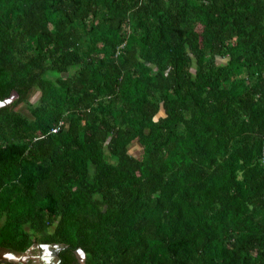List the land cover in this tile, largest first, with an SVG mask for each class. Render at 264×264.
<instances>
[{"label": "trees", "instance_id": "trees-1", "mask_svg": "<svg viewBox=\"0 0 264 264\" xmlns=\"http://www.w3.org/2000/svg\"><path fill=\"white\" fill-rule=\"evenodd\" d=\"M12 92L0 248L264 264V0H0Z\"/></svg>", "mask_w": 264, "mask_h": 264}, {"label": "water", "instance_id": "water-1", "mask_svg": "<svg viewBox=\"0 0 264 264\" xmlns=\"http://www.w3.org/2000/svg\"><path fill=\"white\" fill-rule=\"evenodd\" d=\"M16 96L15 92H12L10 94V96L0 100V106H3L9 102H11L13 100V98ZM36 248L39 252L37 254V263L36 264H59V257H58V252L61 248L64 247V245H60L58 243H37L34 242L29 248ZM28 248V249H29ZM27 249V250H28ZM49 249V250H48ZM27 250H25L22 253H25ZM1 253H3V255H0V258L2 260H6L15 264H25L23 263L24 260L21 258V256H17V253L10 251L8 249H3L1 248ZM76 258L79 262V264H85V252L80 248H76L74 251ZM45 255H50V258H54L55 261L52 263H49V259L48 261L45 259ZM35 264V263H32Z\"/></svg>", "mask_w": 264, "mask_h": 264}, {"label": "rangeland", "instance_id": "rangeland-1", "mask_svg": "<svg viewBox=\"0 0 264 264\" xmlns=\"http://www.w3.org/2000/svg\"><path fill=\"white\" fill-rule=\"evenodd\" d=\"M36 94V93H35ZM35 94H33L31 96V99H33V97L35 96ZM15 109H18L20 111H22L25 114H29V111L27 109V107L25 106V104H19L16 106ZM128 150L129 152L134 155V154H139L141 152V146L137 143V141H134L130 144V146H128ZM1 248H0V255H3V253H1ZM38 250L34 247L29 248L25 253H17V256H21V258L24 260L23 263H25L26 260H34L35 263H37L38 259H37V254H38ZM36 255V256H35ZM0 261H6V260H2L0 258ZM55 261V259L53 258V262ZM26 264V263H25Z\"/></svg>", "mask_w": 264, "mask_h": 264}, {"label": "flooded vegetation", "instance_id": "flooded-vegetation-1", "mask_svg": "<svg viewBox=\"0 0 264 264\" xmlns=\"http://www.w3.org/2000/svg\"><path fill=\"white\" fill-rule=\"evenodd\" d=\"M35 256H36V255H35ZM45 259H46L47 261H48V259H49V261H50L49 263H52V262H53V258L48 257V258H45ZM25 263H26V264H32V263H35V262H34V260H26ZM35 264H36V263H35Z\"/></svg>", "mask_w": 264, "mask_h": 264}, {"label": "bare ground", "instance_id": "bare-ground-1", "mask_svg": "<svg viewBox=\"0 0 264 264\" xmlns=\"http://www.w3.org/2000/svg\"><path fill=\"white\" fill-rule=\"evenodd\" d=\"M48 250H49V249H48ZM44 257H45V258H48V257H50V255H45Z\"/></svg>", "mask_w": 264, "mask_h": 264}, {"label": "built area", "instance_id": "built-area-1", "mask_svg": "<svg viewBox=\"0 0 264 264\" xmlns=\"http://www.w3.org/2000/svg\"><path fill=\"white\" fill-rule=\"evenodd\" d=\"M54 130H56V129H54Z\"/></svg>", "mask_w": 264, "mask_h": 264}]
</instances>
